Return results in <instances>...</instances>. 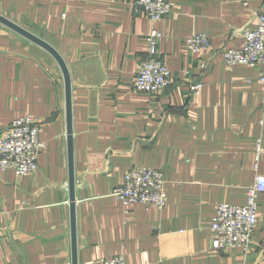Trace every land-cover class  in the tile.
Returning <instances> with one entry per match:
<instances>
[{"label": "crops", "instance_id": "crops-1", "mask_svg": "<svg viewBox=\"0 0 264 264\" xmlns=\"http://www.w3.org/2000/svg\"><path fill=\"white\" fill-rule=\"evenodd\" d=\"M132 1L0 0V15L55 48L69 71L77 264L120 254L126 264H264V190L249 251L211 246L219 204L245 202L257 140L264 147L260 66L228 69L222 58L242 46L264 0H167L159 20ZM152 29L173 76L158 93L131 88ZM195 33L211 46L191 53L183 40ZM25 115L45 147L32 172L0 170V264H72L63 77L45 50L0 24V130ZM133 166L162 170L164 206L113 196Z\"/></svg>", "mask_w": 264, "mask_h": 264}, {"label": "built area", "instance_id": "built-area-1", "mask_svg": "<svg viewBox=\"0 0 264 264\" xmlns=\"http://www.w3.org/2000/svg\"><path fill=\"white\" fill-rule=\"evenodd\" d=\"M132 7L146 15L150 20H159L170 12L167 0H133ZM254 28L243 27L242 46L238 49L222 50L225 66H260L261 103L264 104V11L254 14ZM162 34L157 29L150 30L147 36L145 56L131 83L137 91L158 93L168 88L173 76L166 63L157 56L156 43ZM191 53H198L211 46V39L205 33H195L183 40ZM200 82L190 85L191 92H197ZM40 122L31 115L14 120L4 130H0V170L13 169L18 175L35 170L37 158L45 145L39 138ZM264 147L257 140L253 150L252 169L254 179L246 190L245 202L239 205L219 204L211 229L213 231L212 249L215 251L230 248L249 251L250 242L257 223L259 194L264 190V175L259 172V160ZM164 173L160 169L133 166L123 174L122 185L112 194L125 206L139 203L148 207L161 208L167 200L164 191ZM99 264H126L122 254L103 258Z\"/></svg>", "mask_w": 264, "mask_h": 264}, {"label": "water", "instance_id": "water-1", "mask_svg": "<svg viewBox=\"0 0 264 264\" xmlns=\"http://www.w3.org/2000/svg\"><path fill=\"white\" fill-rule=\"evenodd\" d=\"M0 24L9 28L13 32L19 34L30 42L36 44L45 50L57 63L61 71L64 82V95H65V116H66V141H67V156H68V182L67 189L69 195V209H70V234H71V261L72 264H77V241L75 230V179L73 170V149H72V128H71V82L68 68L60 56V54L46 41L35 36L28 30L18 26L14 22L0 15Z\"/></svg>", "mask_w": 264, "mask_h": 264}]
</instances>
